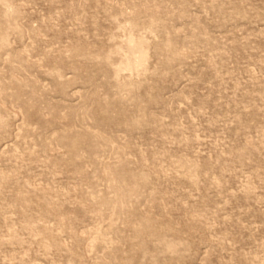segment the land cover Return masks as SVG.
I'll use <instances>...</instances> for the list:
<instances>
[{"label":"rangeland","instance_id":"rangeland-1","mask_svg":"<svg viewBox=\"0 0 264 264\" xmlns=\"http://www.w3.org/2000/svg\"><path fill=\"white\" fill-rule=\"evenodd\" d=\"M0 264H264V0H0Z\"/></svg>","mask_w":264,"mask_h":264}]
</instances>
